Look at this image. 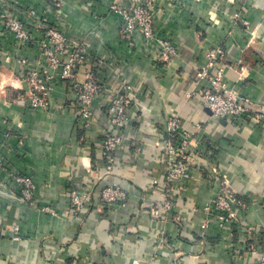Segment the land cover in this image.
Returning a JSON list of instances; mask_svg holds the SVG:
<instances>
[{
    "label": "crops",
    "instance_id": "0c3cea01",
    "mask_svg": "<svg viewBox=\"0 0 264 264\" xmlns=\"http://www.w3.org/2000/svg\"><path fill=\"white\" fill-rule=\"evenodd\" d=\"M39 1L43 22L86 47L89 63L101 66L105 88L94 103V121L78 129L75 93L57 81L46 109H32L23 79L26 58L38 66L33 49L16 47L0 36V264H256L250 247L264 231V0H155L154 28L173 40L178 55L159 63L137 32L128 37L112 0ZM1 14V12H0ZM3 25L0 23V30ZM12 45V46H11ZM226 52L225 81L248 99L262 119L234 123L202 106L199 92L208 85L196 73L209 49ZM7 51H14L8 59ZM22 55V56H21ZM93 64V65H92ZM97 68V67H96ZM84 68L79 77L84 79ZM130 86L132 105L116 163L106 172L102 131L109 127V94ZM178 116L193 135V162L201 167L178 191L172 219L153 215L161 201L165 167L154 144L168 116ZM213 145L212 156L203 152ZM216 167L243 201L239 224L230 230L200 229L203 204L215 191ZM28 176L34 196L23 201L12 178ZM106 186L128 195L124 205H108ZM85 195L72 211L67 193ZM50 207L55 214L45 211ZM166 232L167 245L159 243Z\"/></svg>",
    "mask_w": 264,
    "mask_h": 264
},
{
    "label": "built area",
    "instance_id": "2783aa9c",
    "mask_svg": "<svg viewBox=\"0 0 264 264\" xmlns=\"http://www.w3.org/2000/svg\"><path fill=\"white\" fill-rule=\"evenodd\" d=\"M154 1L155 0H112L109 12L116 15L128 37L141 33L151 48L152 54L156 56L159 63L167 65L177 55L178 49L173 40L158 34L154 28ZM48 26V24H47ZM47 36L59 39L53 47L45 49L47 56L45 66L37 68L27 61L22 62L23 79L28 85L27 95L32 109H46L50 105V96L54 90V80L61 81L75 93L76 104L73 108L79 122L78 129L87 131L93 121L94 103L105 92L104 85L99 81L100 67L93 65V71H88L84 79L76 77L73 73L74 64L86 62L88 51L84 44L78 40L62 36L54 27L48 26ZM57 50L65 53V60L57 56ZM63 51V52H62ZM226 52L221 47L209 49L206 53L205 66L197 71L196 79L208 82L198 94L203 107L207 108L216 118L230 119L233 124L239 119L250 117L262 119L263 115L255 113L248 99L239 98L236 90L225 81ZM49 66V67H46ZM92 67V66H91ZM97 67V68H96ZM58 72V74L55 73ZM130 86L123 85L120 91L109 94L105 106L109 127L102 131V153L107 160L106 172L112 171L116 158L115 154L123 146L124 129L128 121V110L132 105V97L129 94ZM164 134L154 146L161 152V160L165 167L164 180L162 182V198L160 203L151 209L154 216L160 214L163 219H172L175 208L177 190H184L196 171H201L200 166L193 162L195 156L200 152L193 149L192 133L185 129L181 119L176 115L168 116L164 122ZM203 152L208 157L212 156L213 145L204 144ZM0 168H5L0 159ZM213 178L212 185L216 188L213 195L203 204L191 207L193 212L200 213V229L207 231L210 227L220 230H230L239 224L238 209L243 207V201L237 197L234 188L224 177L220 169L216 167L210 171ZM22 194L23 201H29L34 196V184L28 176H16L12 178ZM101 198L108 205H124L128 195L123 190L114 186H106ZM67 200L72 211H79L84 207L85 195L76 188H71L67 193ZM45 211L55 214L53 208L47 207ZM159 243L167 245L166 232L159 231ZM258 239L251 245L252 253L258 257L256 264H264V231H259Z\"/></svg>",
    "mask_w": 264,
    "mask_h": 264
},
{
    "label": "rangeland",
    "instance_id": "374dc122",
    "mask_svg": "<svg viewBox=\"0 0 264 264\" xmlns=\"http://www.w3.org/2000/svg\"><path fill=\"white\" fill-rule=\"evenodd\" d=\"M30 1L31 0H0V23L1 25H3L2 30H0V36L1 38H3L4 43L9 45L12 44L16 47L15 54H17V52L18 54H26L24 50L33 49L32 52L35 53L38 59L37 61L39 63L38 66H35L37 69L41 68L40 66H45V59H43V56H47L45 53V49H49L50 47L54 48L56 40L57 42H59L60 40H55L47 36L46 30L48 26L43 22V18L40 17L43 11L39 8V1L31 4ZM153 5H155V1ZM39 10H41V15L38 13ZM54 29H56L62 36H67L64 32L58 30L57 28ZM57 51V56L62 58V60H65L67 57L65 53H61L59 52V50ZM13 52L14 51H7L8 59ZM19 60L20 62L28 61V59L26 58H21ZM88 63L89 54L86 56L85 63L73 65L72 70L73 73H75L76 77H79L80 70L82 68H84L85 74L88 73V71H93V68ZM55 73L58 74L57 71H55ZM56 82L57 79L54 80V86Z\"/></svg>",
    "mask_w": 264,
    "mask_h": 264
}]
</instances>
